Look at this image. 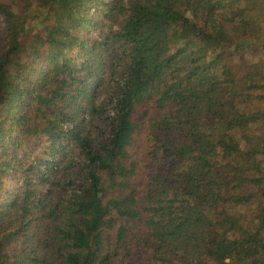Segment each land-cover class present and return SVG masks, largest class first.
Returning <instances> with one entry per match:
<instances>
[{"label": "trees", "instance_id": "1", "mask_svg": "<svg viewBox=\"0 0 264 264\" xmlns=\"http://www.w3.org/2000/svg\"><path fill=\"white\" fill-rule=\"evenodd\" d=\"M0 17V264H264V58L231 63L264 50V0H0ZM143 106L135 184L120 158Z\"/></svg>", "mask_w": 264, "mask_h": 264}, {"label": "rangeland", "instance_id": "2", "mask_svg": "<svg viewBox=\"0 0 264 264\" xmlns=\"http://www.w3.org/2000/svg\"><path fill=\"white\" fill-rule=\"evenodd\" d=\"M3 25V19L0 17V47H2L3 44ZM260 58H264V50L259 49L255 52L251 51L245 54H236L235 57L232 59L233 61L231 60V63L237 66L239 64H248L250 63V61H255ZM145 111L149 113L151 112L146 106H143L139 109L136 114L137 119L141 118V121L143 123L142 129L139 131V137H141V139L137 141L131 148L121 150L120 160L124 164L128 165L132 159H136V161L139 163V170L137 173V178L135 179V184H141L142 179L145 178L151 172V170H153L147 162V143L145 141V135L147 131H149L153 126V122L151 121V117H149V114H146V116L144 117L143 113ZM259 133L264 134V130L259 131ZM44 143L45 142L43 140H41V142L30 140L27 143L28 151L31 150L30 152L34 151L35 154H41L42 149L45 145Z\"/></svg>", "mask_w": 264, "mask_h": 264}]
</instances>
